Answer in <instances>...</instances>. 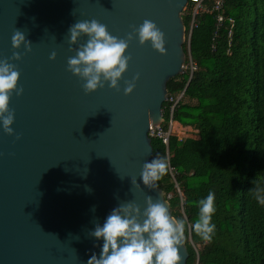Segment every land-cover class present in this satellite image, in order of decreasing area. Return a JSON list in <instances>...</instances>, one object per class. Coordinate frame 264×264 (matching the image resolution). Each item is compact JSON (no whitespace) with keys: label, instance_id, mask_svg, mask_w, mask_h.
I'll use <instances>...</instances> for the list:
<instances>
[{"label":"water","instance_id":"water-1","mask_svg":"<svg viewBox=\"0 0 264 264\" xmlns=\"http://www.w3.org/2000/svg\"><path fill=\"white\" fill-rule=\"evenodd\" d=\"M188 3L0 0V59L16 66L17 86L23 89L9 100L13 134L0 129V264H86L93 253L99 255L102 243L90 235L94 226L118 204L132 202L143 212L146 196L162 202L176 219L162 187L140 184V172L153 155L150 125L165 122L168 81L185 71L191 55V33L182 16ZM91 19L120 38L151 20L164 34L165 51L141 45L133 34L118 88L105 83L85 93L67 59L87 36L70 50L67 30L75 21ZM17 30L30 50L12 47ZM13 52L18 60L10 59ZM137 75L132 92L124 94V82ZM132 178L140 185H131ZM178 251L179 264H187L183 232Z\"/></svg>","mask_w":264,"mask_h":264},{"label":"trees","instance_id":"trees-1","mask_svg":"<svg viewBox=\"0 0 264 264\" xmlns=\"http://www.w3.org/2000/svg\"><path fill=\"white\" fill-rule=\"evenodd\" d=\"M214 2L204 0L190 34L196 68L168 81L169 95L183 93L173 119L194 131L183 140L172 133L168 145L152 137V158L168 162L155 182L185 221L187 264H264V204L254 191L264 188V0H224L220 27ZM194 6L190 1L182 15L187 35ZM171 104H163L165 129ZM209 191L215 229L206 241L192 224Z\"/></svg>","mask_w":264,"mask_h":264},{"label":"clouds","instance_id":"clouds-1","mask_svg":"<svg viewBox=\"0 0 264 264\" xmlns=\"http://www.w3.org/2000/svg\"><path fill=\"white\" fill-rule=\"evenodd\" d=\"M67 33L70 50L81 35L87 36L85 43L75 48V55L67 59V69L84 81L82 87L85 93L103 88L105 83L110 88H118L130 60L126 49L133 34L141 45L148 42L157 52L165 51L163 32L148 19L133 28V32L127 33L125 38L111 35L106 25L95 19L75 21ZM11 44L14 49L23 44L25 50H30V42L19 30L13 33ZM54 57L55 52H52L49 58ZM19 58V53L13 52L10 59ZM18 77L16 66L7 59H0V129L9 135L13 134L11 125L14 122V113L9 108L10 96L13 91L17 96L23 91L17 86ZM137 78L138 75L124 82V94L132 92ZM167 168L168 162L164 157L146 160L141 168L140 184H153L165 174ZM130 182L133 186L140 185L134 178ZM254 191L257 202L264 204V188L257 187ZM197 203L198 217L192 228L207 241L215 229L214 223L210 222L211 214L215 211L214 193L209 191ZM145 205L143 212L132 202L112 208L103 222L96 224L90 232L102 243L99 255L93 253L86 264H179L178 241L185 221L171 218L165 205L159 200L153 202L150 196L145 197Z\"/></svg>","mask_w":264,"mask_h":264},{"label":"built area","instance_id":"built-area-1","mask_svg":"<svg viewBox=\"0 0 264 264\" xmlns=\"http://www.w3.org/2000/svg\"><path fill=\"white\" fill-rule=\"evenodd\" d=\"M190 1L192 3H194L195 5H198L193 11V19L191 21V28H193V26L195 25V16L198 13L199 8L202 7L204 0H189V2ZM223 6H224V0H215L214 5L211 9L212 11H216V22H217L218 27H220L225 20V14H224ZM190 33H191V31H190ZM230 35H231V33H230ZM184 68H185L184 70H190L191 73L196 68V64L193 62L191 56H190L189 62L185 63ZM182 96H183V93L168 96L167 100L172 101V104L170 106L171 118L169 121V128L165 129L163 124H159V125H152L151 124L150 129H149V135L151 137L161 138L163 140V142L167 145L169 142L170 135L172 133H176L180 140H183L185 138V136L188 133L187 128L184 129L183 124H179L178 126L174 127V121L175 120L173 119L175 107L178 104V102L180 101V99L182 98ZM185 127H189V126H185ZM189 128H192V127L190 126ZM170 196L171 195H168V197H170ZM196 264H200V262L197 261Z\"/></svg>","mask_w":264,"mask_h":264},{"label":"rangeland","instance_id":"rangeland-1","mask_svg":"<svg viewBox=\"0 0 264 264\" xmlns=\"http://www.w3.org/2000/svg\"><path fill=\"white\" fill-rule=\"evenodd\" d=\"M197 6H198V5H195V6H194V9H195ZM187 7H188V5L184 8V10H183V12H182V15H183L185 12L188 11V10H187V9H188ZM184 69H185V68H184ZM186 128H187L188 132L194 131L193 128H189V127H185V126H184V129H186ZM185 137H186V136H185Z\"/></svg>","mask_w":264,"mask_h":264},{"label":"crops","instance_id":"crops-1","mask_svg":"<svg viewBox=\"0 0 264 264\" xmlns=\"http://www.w3.org/2000/svg\"><path fill=\"white\" fill-rule=\"evenodd\" d=\"M174 122H177V124L179 125V124H181L180 122H178V121H174ZM190 127V126H189Z\"/></svg>","mask_w":264,"mask_h":264}]
</instances>
